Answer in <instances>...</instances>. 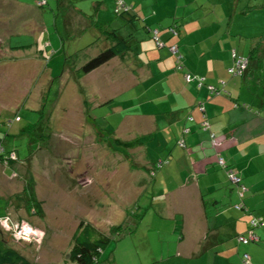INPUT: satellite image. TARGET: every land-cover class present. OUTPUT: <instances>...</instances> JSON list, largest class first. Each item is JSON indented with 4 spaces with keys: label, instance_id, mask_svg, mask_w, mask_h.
I'll return each mask as SVG.
<instances>
[{
    "label": "rangeland",
    "instance_id": "1",
    "mask_svg": "<svg viewBox=\"0 0 264 264\" xmlns=\"http://www.w3.org/2000/svg\"><path fill=\"white\" fill-rule=\"evenodd\" d=\"M259 1L138 0L137 9L143 22H149L151 18L152 24L167 26L176 20L194 28L190 32L194 38L203 33L201 19L209 30L219 27L225 33L230 29L229 37L235 39V45L246 53L251 35L264 31V8L254 5L248 15L239 10ZM34 3L36 6L35 0ZM36 7L14 0H0V119H14L15 114L20 117L19 121L11 120L9 127L0 124V131L2 134L6 131L15 133L18 126L33 123L24 133L5 135L6 147L14 146L18 151L10 154V166L0 161V237L32 264H63L70 233L78 220L83 219L109 233L110 240L101 251L97 264H168L166 258L159 260L161 254L165 255L167 235L163 230L170 226L168 220L152 209L142 213L141 221L135 215L142 211L134 210L135 199L143 188L141 184L145 185L149 180V175L141 168L144 160L138 148L131 146L126 150L117 142L108 141L105 129H99V136H96L93 127L85 121L86 102L94 109L88 111L92 117L99 111L95 110L96 99L87 94V91L93 92V88L88 87L91 80L81 78L75 80L76 84L68 79L67 70L57 63V53L48 56L45 63L43 50L49 49L42 46L46 36L42 29L45 23H41L36 12L42 7L37 10ZM108 11H111L110 21L115 25L102 24L101 27L117 26L118 34L126 36L127 31L133 29L132 25L123 15L115 14L113 4ZM48 22L52 29L50 19ZM137 30L145 36L143 41H149V33L138 21ZM88 33V48L71 57L77 62L76 66L92 56V52L103 48L106 42L102 35L95 37ZM181 38L177 36V40ZM241 41L246 42L245 47ZM9 42L22 47L13 48ZM133 44L130 39V45ZM196 46L191 47L192 51ZM162 49L168 53L166 47ZM60 58L61 63L63 55ZM187 61L182 55L183 64ZM113 68L121 69L122 65L114 64ZM48 69L52 70L51 74ZM98 75L95 83L101 81L100 89L104 85V74ZM124 80L112 83L111 89L124 93L121 97L129 99L133 87L128 81L124 84ZM147 82L143 81L144 88ZM78 86L81 93L74 90ZM39 107L38 112L35 108ZM96 121L101 128L105 126L101 118L97 117ZM116 131L113 136L118 137L120 131ZM28 152V162H24L20 156ZM13 159L16 160L11 162ZM27 190L31 194H27ZM31 200L36 204H29ZM136 222L138 226L134 225ZM117 224H120L119 231L112 229ZM18 226H21L20 231ZM156 228L162 234H158Z\"/></svg>",
    "mask_w": 264,
    "mask_h": 264
},
{
    "label": "crops",
    "instance_id": "2",
    "mask_svg": "<svg viewBox=\"0 0 264 264\" xmlns=\"http://www.w3.org/2000/svg\"><path fill=\"white\" fill-rule=\"evenodd\" d=\"M14 1L37 6L34 0ZM125 1L131 4L130 14L127 13L131 18L125 17L124 20L133 27V46L130 45L122 55L112 56L82 74L76 81L81 78L91 80L88 87H92L93 92L87 91V94L96 99L95 106L108 98H121L112 105V113L119 116L114 133L120 131L116 138L121 145L125 144L126 150L136 146L144 161L155 159L157 155H170L168 164L159 172L167 175L163 179V191L153 190V197L167 217L172 219L178 215L181 220V237L172 241L168 250L165 249L167 253L174 251L171 256L166 254L168 264H202L200 257L204 255L208 259L204 264H236L237 261L231 262L230 258L240 250L248 252L252 264H264V64L240 77L229 76L225 70L230 63L229 48L234 47L245 54L243 48L235 45V39L229 37L231 30H226L225 34L219 27L209 30L199 22L203 33L194 38L186 26V31H180L182 38L177 42L183 57L188 59V69L204 75L206 82L215 85L218 80H225V92L207 97L205 87L197 89L192 82H183L179 71L169 70L173 62L165 50L153 47L149 36L151 44L143 41L145 36L137 30V21L145 31L144 26H159L152 24L151 18L149 22L140 20L138 0ZM112 4L113 0H46L38 6L42 9L36 11L41 23H45V28L42 27L46 32L44 49L48 47L57 53L58 61L63 55L64 61L66 56H74L88 48V32L95 37L100 34L105 39L107 27L101 25H115L110 21L112 9L108 11ZM116 31L119 33L120 30ZM105 40L103 47L110 42ZM253 40L254 37L249 45ZM241 42L245 47L246 42ZM194 43L197 46L192 51ZM71 64L75 67L77 62L72 60ZM114 64L122 65V68L114 69ZM47 71L48 74L52 72L51 69ZM98 74H104V85L100 89L101 81L95 83ZM123 78L124 84L128 81L133 87L129 99L121 97L124 93L111 89L112 83H122ZM68 79L75 82L71 76ZM144 80L148 81L146 88L143 87ZM140 83L142 87H137ZM74 90L82 92L80 86ZM200 98L203 99L208 127L215 134V143L209 140L208 128L198 126L199 112L192 104ZM235 102H246L247 107ZM187 113L193 116L192 121H185ZM183 124L189 125L190 129L183 135L185 147L181 148L174 140ZM148 143H151L154 154L148 151L150 155H147L145 147L150 145ZM217 147L226 163L238 171L247 185L244 203L263 221L256 229L261 240L259 245H241L234 237L235 231L244 228L245 217L231 205L236 195L216 165L214 151ZM171 224L175 226L173 219ZM210 231L216 234L213 247L202 249Z\"/></svg>",
    "mask_w": 264,
    "mask_h": 264
},
{
    "label": "trees",
    "instance_id": "3",
    "mask_svg": "<svg viewBox=\"0 0 264 264\" xmlns=\"http://www.w3.org/2000/svg\"><path fill=\"white\" fill-rule=\"evenodd\" d=\"M35 1H36L37 6H41L46 2V0H43L41 3H38L39 0H35ZM118 1L122 4V6H120L119 8L117 7ZM254 5L258 6V8H264V0H260L257 4L252 3V4H249L248 6H244V7H248L249 9L246 8L245 10H239V11H242L244 14L245 13L249 14L250 13L249 10L254 9V7H255ZM113 11L117 15H123L124 17H128L129 19L131 18V16H128V14H127L131 11V4L126 2L125 0H113ZM200 22L203 24V27H206L204 25L202 19ZM144 27H145L146 31L149 33V38L151 39V41L153 43L152 44L153 47H156V48L166 47V50L168 51V54L171 56L172 62H173L172 66L169 67V70L179 71L180 75L182 76L183 82H185V83L192 82L197 89L202 87V86L205 87V89H206L205 96L207 95V97H209L213 94L225 92V89H224L225 80L224 79L218 80L217 85L210 83V82H206L204 75L193 73L192 71H190L188 69V67L185 64H183L182 53L179 51L178 44H177V36L180 35V31H186V24L182 25L179 21L173 20L167 26L162 25L159 27H154V26L147 25ZM153 29H155L154 33L152 32ZM206 29H209V28H206ZM193 30H194V28L191 29L190 32ZM253 36H251V37H253ZM174 37H175V39H174ZM131 38H132V31H129V32L127 31L126 36L122 37V36H120V34H118V32L116 31L115 28H108V29L105 28V39H108L110 41L109 44H107L103 48L99 49L95 54L88 57L86 60L81 62L78 66L74 67L71 64L72 55L66 56L64 61L62 58L61 63H60L61 58L58 61V58L56 56L57 63H58V65H60V67L62 69L67 70L66 72H68L69 75L73 79L76 80L82 74H84V73L90 71L91 69L97 67L98 65L102 64L103 62H105L106 60L111 58L112 56H119V55H122L124 52H126L130 48V39ZM169 39H171V40H169ZM9 44H10V42H9ZM170 45L175 46L176 50L174 52H172L170 50V48H169ZM10 46L13 48L22 47L21 44H10ZM232 49L235 52L234 56H231V50ZM43 51H45L43 56H44L45 63H46L48 56L50 57L54 53L51 52L52 50H50V49L43 50ZM46 51H48V53H46ZM237 56L245 59V64H244L243 68L238 69L237 66L235 65V58H237ZM229 57H230V63L226 66V69H225L229 76L240 77L247 72H251L253 70H256L258 67H260V65L264 64V31L261 34L254 36L253 44L248 46V50L245 54L238 52L236 50V48H234V47H230L229 48ZM234 68H236V69H234ZM185 74H187V77H184ZM209 87H212V89H210ZM120 99L121 98H119V99L118 98H108L106 101H101L96 106L97 109H95V110H99V111L95 112V116H93V117L91 116V113H89L88 111L91 109L90 110V112H91L94 109L91 108L90 105L86 102L84 104V106H85V109H84L85 116L84 117H85V121L93 127V130H94L96 136L97 135L99 136L98 131L105 129V130H107V136L106 137H108V141L111 139L114 143L117 142L118 143L117 145L124 147L125 144L123 143V145H121V143L119 142V139L116 138L115 136H113L119 116H118V114L116 115V114L112 113V104L110 105V103L118 102V100H120ZM43 100H44V97L41 100L42 101L41 104L43 103ZM234 104H236V105L239 104V105H242L244 107H247L246 102H235ZM192 105L199 112L200 119L198 121V126L203 128V129L208 128L209 140L212 141V143H215L214 142L215 141L214 140L215 134L208 127L209 124H208L207 115L205 113V109L203 106V99L202 98L197 99ZM35 110L39 112L41 110V107L35 108ZM13 117H14V119H10V118L0 119V124L6 125L9 127L11 120H17V121L20 120V117H18L17 114H15ZM97 117L101 118L102 122L104 123L105 126H103V128H101L100 126H98L96 124L97 123V121H96ZM184 119H185V121H192L193 116L191 114L187 113L184 116ZM185 121L183 120V122H185ZM202 121H204V122H202ZM31 124H33V123L28 122L27 124H22V125L18 126L17 130H16L17 132H15V133H12L11 131H6L5 134L4 133L2 134L1 133L2 131H0V161L6 162V164L9 165L10 164V154L13 153L15 150L18 151L17 147H14V146L6 147L5 135L11 134L10 136H12V135L17 136L20 133L26 132L27 129H31L32 128ZM97 127H99V128H97ZM33 128H35V127H33ZM189 129H190L189 125H187V124L182 125V127L180 128L179 134L177 135V137L174 140V143L176 145H178L181 148L185 147L183 135L186 134L189 131ZM101 138H102V141H104L103 137H101ZM148 144H150V145H147L145 147V151L147 152V155H150L149 152L153 153V149H152L151 143H148ZM220 151L221 150L219 149V147H217V149L214 151L215 162H216V165L218 166V168H220L223 171L226 181L234 188L236 199L231 205L234 209L241 211L242 215H244V217H245L244 228L240 231H235L234 237H235L237 243H239L241 245H245L247 243H255V244L259 245L261 243V240H260L258 234L256 233V229L261 225V223L263 221H262L261 217L252 213L251 210L248 208V206L244 203V197H245V193L247 191V185L244 183V181H243L241 175L238 173V171L226 163V161H225V159L222 156ZM29 155H30V153L28 152L27 155L24 154V155H21L20 157L24 160V162H28V156ZM125 156H126V154L124 155V158H126ZM169 157H170V155H168V154L157 155L155 157V159L147 158V161L145 160V161L141 162L142 163L141 168H143V170H145L146 173L149 175V180H148L147 184H145V185L143 183L141 184L143 186V188L140 192V195L138 197H136L135 201H137V203L134 206V210L135 209H141L142 210V211L137 212L135 214L136 217L139 219V221H141L143 218L142 213L143 212L145 213V211L148 209H152L158 216H160L161 218L163 217V218L168 220L170 226L167 225V229L163 230V231H166L164 233L167 235V238L165 239V243H166L165 249L166 250H168L170 248V244L172 245V241L181 237V231H180L181 220H180V217H178V215H176L174 218L172 217V219L175 222V226L173 224H171L172 219H169L167 217L165 211H163V209H161L159 207V205H158L159 202L153 197L154 196L153 192L155 190H160V191L162 190L163 191L162 188H163L164 180L166 179L167 175H166V173L163 175H160L161 173H159V172L163 166L165 167L168 164ZM219 157H220L221 161L219 160ZM16 159H17V157H16ZM16 159H13L11 162L15 161ZM164 172L165 171H162V173H164ZM158 174L160 176H158ZM229 174H232L234 177H236V180L230 179ZM241 186H244V190H243L242 195L239 196L238 190L240 189ZM155 187H157V188H155ZM27 194H31V192H29L27 190ZM26 200H25V202H26ZM27 203H28V201H27ZM29 204H36V202L31 200ZM234 204H240V205H239V207L236 208L234 206ZM131 211H133V210H131ZM178 220H179V223H177ZM137 222L134 225H136ZM136 226H138V224ZM136 226H135L134 230L137 228ZM119 227H120V224H117V225L112 226V229L119 231ZM155 231L158 234H162L161 232H159V228H156ZM249 233H254V235L256 237L255 238H247L245 241H242L240 239L243 236L244 237L247 236ZM215 236H216L215 232H211V231L208 232L206 234L204 247L202 249H205V250L211 249V247H213V243L215 242ZM109 240H110L109 233H106L103 230L98 229L90 221L79 219L78 222L75 224L74 228L72 229L71 233H70L69 248H68V251L66 254V258H65L66 262H63V264H97L99 262V255H100L101 251L103 250V248L107 245ZM173 252L174 251H169L167 253L165 251L164 256L162 254H161L162 256L159 254L160 255L159 260H162V259L164 260L165 258L168 259L167 257L173 255ZM166 254H168L167 257H166ZM199 256H201V255H199ZM231 256H232V258H230L231 262L232 261L234 262V260H236L237 261L236 264H252L250 261V256L246 250H240L238 253H236V254L234 253V255H231ZM200 259L202 260V264H204L203 262H206V263L208 262V259L205 257V255H204V257L201 256ZM0 264H32V262L30 259H28L25 255H23L21 252L16 250L14 247L6 245L4 243V241L2 240V238L0 237Z\"/></svg>",
    "mask_w": 264,
    "mask_h": 264
},
{
    "label": "built area",
    "instance_id": "4",
    "mask_svg": "<svg viewBox=\"0 0 264 264\" xmlns=\"http://www.w3.org/2000/svg\"><path fill=\"white\" fill-rule=\"evenodd\" d=\"M43 0H39L38 3H41ZM117 7L119 8L120 6H122V4L118 1L117 2ZM152 32L154 33L155 32V29L152 30ZM170 50L172 52H174L176 50L175 46L174 45H170L169 46ZM235 52L234 50L232 49L231 50V56H234ZM244 64H245V59L244 58H241L239 56H237V58H235V65L237 66V68H243L244 67ZM229 69V68H228ZM231 69V68H230ZM236 69V68H234ZM184 77H187V74L184 75ZM210 89H212V87H209ZM204 122V121H202ZM219 160L221 161L220 157H219ZM229 177L230 179L232 180H236V177H234L232 174H229ZM243 190H244V186H241L240 189L238 190V195L241 196L242 193H243ZM240 204H234V206L237 208L239 207ZM21 229V226H18V231H20ZM256 236L254 235V233H249L247 236H243V237H239L242 241H245L247 238H255Z\"/></svg>",
    "mask_w": 264,
    "mask_h": 264
},
{
    "label": "clouds",
    "instance_id": "5",
    "mask_svg": "<svg viewBox=\"0 0 264 264\" xmlns=\"http://www.w3.org/2000/svg\"><path fill=\"white\" fill-rule=\"evenodd\" d=\"M42 46H44V41L42 42Z\"/></svg>",
    "mask_w": 264,
    "mask_h": 264
}]
</instances>
